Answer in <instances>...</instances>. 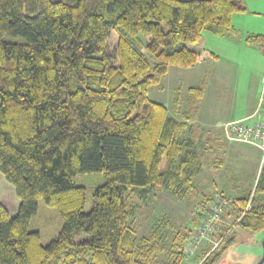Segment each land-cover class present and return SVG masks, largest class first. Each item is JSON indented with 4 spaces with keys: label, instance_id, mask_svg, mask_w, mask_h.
I'll return each mask as SVG.
<instances>
[{
    "label": "trees",
    "instance_id": "16d2710c",
    "mask_svg": "<svg viewBox=\"0 0 264 264\" xmlns=\"http://www.w3.org/2000/svg\"><path fill=\"white\" fill-rule=\"evenodd\" d=\"M246 11L244 0H0V173L19 200L15 215L0 203V264H184V245L158 263L156 232L135 237L131 198L155 188L183 198L194 189L199 154L185 131L206 81L189 87L192 110L181 119L150 100L148 88L170 66L217 58L185 43H199L204 31L234 35L233 15ZM245 41L264 44V35ZM95 173L105 180L83 212L86 187L75 177ZM254 194H264L262 172L252 192L229 200L223 219L262 230L264 199ZM37 199L63 220L47 244L29 229ZM227 226L217 225L216 245L199 264L223 256Z\"/></svg>",
    "mask_w": 264,
    "mask_h": 264
},
{
    "label": "rangeland",
    "instance_id": "374dc122",
    "mask_svg": "<svg viewBox=\"0 0 264 264\" xmlns=\"http://www.w3.org/2000/svg\"><path fill=\"white\" fill-rule=\"evenodd\" d=\"M90 1L88 0V3ZM248 1L250 10H257L259 5H256V3L259 0ZM262 18V16L250 13H235L232 21L234 19V23L238 26L242 24L238 27L241 30H244L245 26L264 30V19ZM241 30L240 32H242ZM116 38L117 34L112 32L110 45H113ZM140 39L144 41L141 35ZM226 41L224 37L204 31L202 40L199 43H185L193 49L206 48L212 52L217 50L221 55V59L215 62L212 58H206L190 68L170 66L160 82L148 88V98L163 104L167 108L169 115L176 119H181L180 114L191 108L190 105L187 106V102L190 99L189 87L196 86L201 80L205 79L207 82L205 94L199 103L197 114L200 126H202L201 124L210 123V126L213 127L214 120L210 122L211 118L217 117L222 113L229 114L230 112L227 109H231L232 112L239 110L242 102L247 101L249 97L253 98L258 95L259 82L255 73L239 63L243 58L246 60L253 56L245 48L246 45L232 48ZM250 46L256 49L253 45ZM139 48L145 53L143 48ZM243 52L247 58L243 56ZM226 58H232L238 64L229 62ZM149 60L153 62L151 58ZM223 78L226 79L227 85ZM211 87L216 90L215 98L211 94ZM225 88V94L230 99V103L227 104V99L225 98L220 110L219 104H222V101L221 99H216L219 98L217 93L220 89V93L223 94ZM177 99L179 100L178 103L176 102ZM177 106L178 112H176ZM194 111L195 109H193V113ZM211 111L214 113L210 114ZM196 123L191 132L190 129L185 131L186 137L191 136L194 140L197 138L199 126ZM191 124L193 125V122ZM225 124L221 125L224 135ZM232 142V145L225 146L224 142H220L219 139L215 142L198 139L196 149L199 154V172L193 179L194 189L183 198L176 197L166 189L157 188L148 190L143 198H139L137 193L132 194V204H137L135 216L132 218L135 237L150 236L153 231L156 232L157 240L164 249L157 256L158 263H163L169 258L173 245L182 244L181 247L185 246L188 240L183 242V235L190 230L191 234L193 233L200 222L201 214L208 207L212 196L218 193L216 185L210 184L212 180H215V182L219 180L223 184L222 190L230 201L246 196L253 191L259 175L261 172L264 173L262 165L259 167L257 165L259 162V151L245 144V142ZM220 158L222 159V164L218 163ZM75 179L78 184L86 187V202L83 212H89L93 205L94 189L105 180L104 175L98 173L78 174ZM255 179L256 181H254ZM221 194L224 195L223 193ZM254 196L258 200L264 199V194H254ZM0 203L7 208L10 215L16 214L19 200L15 195L14 187L5 180L1 173ZM37 204V212L30 221L29 229L38 230L42 244H47L58 235L63 220L55 208L46 206L43 199H37ZM226 222L228 226L222 232L227 234L228 238H231V243L216 264H258L261 260V264H264V228L260 231H250L240 225H235L232 219H227ZM83 237H85L84 234H79L76 239ZM217 240L218 238L211 236L206 241H203L190 258L183 259L184 264H199L205 254L216 245Z\"/></svg>",
    "mask_w": 264,
    "mask_h": 264
},
{
    "label": "crops",
    "instance_id": "0c3cea01",
    "mask_svg": "<svg viewBox=\"0 0 264 264\" xmlns=\"http://www.w3.org/2000/svg\"><path fill=\"white\" fill-rule=\"evenodd\" d=\"M244 2H245L247 11L244 13H239V14H249L250 13V14L257 15V16H262L263 17L262 19H264V8H263L264 7V0H259L256 3V5H259V7L255 11L250 10V3L248 0H244ZM232 23L234 25V28L236 29V33L234 35L225 36L224 38H226L227 44L229 43L232 46V48H236V47L239 48V46L246 45L245 48L249 52H251V54L253 55V56H250V59H248L246 57L245 53L243 52L244 53L243 56L246 57L247 59L245 60L243 58V60L239 63L242 66L249 68V70H251L253 73L256 74V76L258 78V82H259V93L257 96H254L253 98L249 97V99H247V101L242 102L240 109L237 110L236 112L235 111L232 112L231 109H227V111L230 112L229 114L222 113L221 115H218L217 117L211 118L210 122H212L214 120L213 121V123H214L213 127L210 126L211 125L210 123L206 124V125L201 124L202 126H200V124L198 123V118H197L198 112H197L195 120H194L193 125H192V128H189L190 132H191L192 131L191 129H193V126L196 122H197L196 124H198V126H199V132L197 133V138L195 140L193 139L195 142V146L198 143V139L199 140H205L207 142L208 141L215 142L217 139H219L220 142H222V141L224 142L225 146H230L233 144V142H232V140L226 139L221 125L228 123V122H231V121H236V120H245L248 123H255L257 121H264V44H252V43H247L245 41L246 37L248 35H251V34H262V35H264V30H261V29L257 30L256 27H248V26H245L244 30H241L238 27H240V25H242V24H239V26L236 25L234 23V19H233ZM240 30L242 32H240ZM250 45H253L256 49H254ZM213 53H215L217 55V58L214 59L215 62L219 61L221 59V55L218 53L217 50L213 51ZM235 59H237V58H235ZM226 60L229 62L237 63V62H235L236 60L234 61L232 58H230V59L226 58ZM223 80H225L226 85H227L226 79L223 78ZM206 85H207V82H206ZM205 88H206V86H205ZM211 89H212L211 94L214 97L216 94V90L213 87H211ZM211 89H209V90L211 91ZM225 91H226V88L224 89V92L222 94V93H220V89H219L218 93H217V96L219 98H216V99L217 100L221 99V101H222V104H219L220 110L222 109V106L225 102V100H224L225 98L227 99L226 103L227 104L230 103V99L227 98ZM204 94H205V89H204ZM213 97H212V99L215 98V97L214 98ZM243 98H245V97H243ZM235 104H236V98H235ZM212 111H213V109H212ZM212 111L210 114L214 113V112L212 113ZM201 123H205V122H201ZM238 142H241V141H238ZM242 143H244V142H242ZM245 144L250 145V146L258 149L256 146H254L252 144H249V143H245ZM196 148H197V146H196ZM258 151H259V162L257 165L259 167V166H261V151L259 149H258ZM218 163L222 164L221 158L218 160ZM214 166H215V164H214ZM262 167L264 168V165ZM254 181H256V179ZM210 184H215L217 187L216 190H218L219 192L223 193L226 196V194L222 190L224 186H223V184H221L219 182V180L216 182H215V180H212V183H210Z\"/></svg>",
    "mask_w": 264,
    "mask_h": 264
},
{
    "label": "built area",
    "instance_id": "2783aa9c",
    "mask_svg": "<svg viewBox=\"0 0 264 264\" xmlns=\"http://www.w3.org/2000/svg\"><path fill=\"white\" fill-rule=\"evenodd\" d=\"M224 128L227 139L256 146L261 151V165H264V121L248 123L245 120H237L226 123ZM228 205L229 199L221 193L218 192L212 196L208 207L201 214L199 224L195 227L184 246V259L190 258L198 249L199 245L211 237L219 223H227L223 219V213ZM250 208L251 201L249 200L244 211ZM241 216L242 214L238 219Z\"/></svg>",
    "mask_w": 264,
    "mask_h": 264
},
{
    "label": "water",
    "instance_id": "95a60500",
    "mask_svg": "<svg viewBox=\"0 0 264 264\" xmlns=\"http://www.w3.org/2000/svg\"><path fill=\"white\" fill-rule=\"evenodd\" d=\"M261 263H262V260L258 264H261Z\"/></svg>",
    "mask_w": 264,
    "mask_h": 264
}]
</instances>
